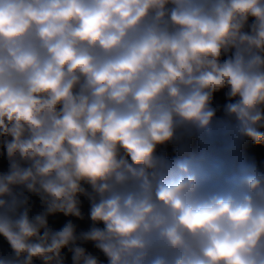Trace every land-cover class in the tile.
Returning a JSON list of instances; mask_svg holds the SVG:
<instances>
[{
  "label": "clouds",
  "instance_id": "9594fccd",
  "mask_svg": "<svg viewBox=\"0 0 264 264\" xmlns=\"http://www.w3.org/2000/svg\"><path fill=\"white\" fill-rule=\"evenodd\" d=\"M0 264H264V0H0Z\"/></svg>",
  "mask_w": 264,
  "mask_h": 264
}]
</instances>
